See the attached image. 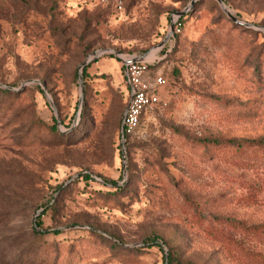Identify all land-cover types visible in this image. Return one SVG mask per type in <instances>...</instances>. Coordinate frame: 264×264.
<instances>
[{"label":"rangeland","instance_id":"obj_1","mask_svg":"<svg viewBox=\"0 0 264 264\" xmlns=\"http://www.w3.org/2000/svg\"><path fill=\"white\" fill-rule=\"evenodd\" d=\"M192 2L0 0V264H264V0ZM117 53L166 78L125 142Z\"/></svg>","mask_w":264,"mask_h":264},{"label":"built area","instance_id":"obj_2","mask_svg":"<svg viewBox=\"0 0 264 264\" xmlns=\"http://www.w3.org/2000/svg\"><path fill=\"white\" fill-rule=\"evenodd\" d=\"M97 1L110 8L116 15L126 14V0ZM172 21L176 25L175 31L179 33L181 23L177 18ZM116 56L120 59L124 70L125 83L129 93V105L121 128V135L125 142L140 127L144 114L159 103L158 90L166 83V78L162 72L152 74V62L147 55L117 53Z\"/></svg>","mask_w":264,"mask_h":264},{"label":"trees","instance_id":"obj_3","mask_svg":"<svg viewBox=\"0 0 264 264\" xmlns=\"http://www.w3.org/2000/svg\"><path fill=\"white\" fill-rule=\"evenodd\" d=\"M107 7V6H106ZM181 22V21H180ZM87 75V73H86V71L84 70V76H86ZM54 127H56V125L54 126ZM121 128H122V123H121ZM60 135L62 136L63 135V133H60ZM128 139V138H127ZM127 141V140H126ZM234 143H236L235 145L236 146H238V149H243V144L244 143H240L239 141H234ZM246 144H249V145H257V146H263L264 147V139H257V140H252V141H247L246 140ZM255 160H258V161H264V153H261V154H258V153H256V154H254L253 156H250L249 158H247L246 159V161H247V163H253ZM87 178H91V175H85ZM104 183L105 184H109V183H112V185L115 187V186H117V183L116 182H112V181H110V182H107L106 180H104ZM60 188H62V187H60ZM39 227H42V223H41V216L40 217H38L37 218V222H36V228H39ZM244 228L246 229H249V230H259V229H262V228H264V225H261V224H259V225H246V226H244ZM34 232L35 233H39V231L37 230V229H35L34 230ZM46 232H48L47 230H42V233L41 234H45ZM56 233H59L60 231H55ZM167 260L168 261H171V257L170 256H168L167 257ZM177 264H184V263H182V262H180V261H177L176 262Z\"/></svg>","mask_w":264,"mask_h":264},{"label":"water","instance_id":"obj_4","mask_svg":"<svg viewBox=\"0 0 264 264\" xmlns=\"http://www.w3.org/2000/svg\"><path fill=\"white\" fill-rule=\"evenodd\" d=\"M195 1H196V0H193L192 3L194 4ZM218 1L220 2V4H224L223 0H218ZM183 13H184V12H182L181 15H182ZM229 16L234 20V22L245 24V23L239 21L236 17L232 16L231 14H229ZM170 35H172V34H170ZM170 35L168 36L167 40L169 39ZM87 63H88V62L84 63V64L81 66V68L83 69L84 66H85ZM30 82H32V83H37V82H39V81L32 80V81H30ZM80 86H81V91H82V95H83V94H84V82H83V74H82V73L80 74Z\"/></svg>","mask_w":264,"mask_h":264}]
</instances>
